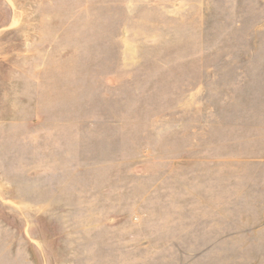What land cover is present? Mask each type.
Returning <instances> with one entry per match:
<instances>
[{
    "label": "rangeland",
    "instance_id": "obj_1",
    "mask_svg": "<svg viewBox=\"0 0 264 264\" xmlns=\"http://www.w3.org/2000/svg\"><path fill=\"white\" fill-rule=\"evenodd\" d=\"M0 264H264V0H0Z\"/></svg>",
    "mask_w": 264,
    "mask_h": 264
}]
</instances>
